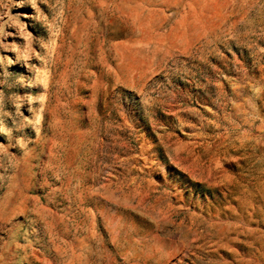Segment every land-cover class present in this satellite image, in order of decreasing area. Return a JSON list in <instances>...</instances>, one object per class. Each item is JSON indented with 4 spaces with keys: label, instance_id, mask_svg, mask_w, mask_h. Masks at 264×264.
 <instances>
[{
    "label": "rangeland",
    "instance_id": "obj_1",
    "mask_svg": "<svg viewBox=\"0 0 264 264\" xmlns=\"http://www.w3.org/2000/svg\"><path fill=\"white\" fill-rule=\"evenodd\" d=\"M0 264H264V0H0Z\"/></svg>",
    "mask_w": 264,
    "mask_h": 264
}]
</instances>
